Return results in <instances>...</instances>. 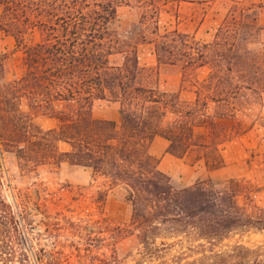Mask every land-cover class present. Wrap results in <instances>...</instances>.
<instances>
[{
	"label": "trees",
	"instance_id": "16d2710c",
	"mask_svg": "<svg viewBox=\"0 0 264 264\" xmlns=\"http://www.w3.org/2000/svg\"><path fill=\"white\" fill-rule=\"evenodd\" d=\"M124 1L0 0L5 20L11 24L7 31L20 36L24 30L37 27L45 37L27 50L29 74L17 84L3 81L0 60V163L5 164L8 153L21 162L28 160L27 144L38 153L91 167L112 185H126L133 203L132 223L141 243L136 264H264V243L222 245L237 233L263 231L264 209L256 214L245 211L233 191L214 185L198 182L177 187L171 176L158 168L159 159L150 152L157 135L167 137L171 141L168 151L178 156L199 143L190 119L163 125L161 109L171 102L175 105V101L156 88L139 84L137 48L132 64L111 63L112 54L122 52L112 48L119 41L111 23ZM229 31L224 24L215 40L205 43L178 29L168 30L156 47L159 61L181 62L184 67L208 64L216 59ZM218 79L213 73L209 87L234 96L235 86L222 87ZM19 88L35 103L43 104L40 99L49 102L53 96L75 103L57 113V127L45 129L20 109ZM197 93L200 101L203 89L199 87ZM109 95L123 103L120 122L93 116L94 98ZM216 97L226 100V95ZM137 99L143 100L138 109L128 108ZM192 112L186 110L187 116ZM226 127L215 132V136H222V142L233 132L231 126ZM60 141L68 142L70 148L61 150ZM16 216L0 188V264H48L43 246L38 248L35 263L29 248L19 254L16 246L7 245L8 238H24L32 247L37 244L17 229ZM54 261L51 264H64L58 257Z\"/></svg>",
	"mask_w": 264,
	"mask_h": 264
},
{
	"label": "rangeland",
	"instance_id": "374dc122",
	"mask_svg": "<svg viewBox=\"0 0 264 264\" xmlns=\"http://www.w3.org/2000/svg\"><path fill=\"white\" fill-rule=\"evenodd\" d=\"M191 1L193 3L125 0L121 3L111 30L119 41L112 48L122 52L112 54L111 63L132 64L136 48L139 56L140 47L150 42L158 57L156 47L163 40L161 35L173 30L170 20L161 24L159 14L168 10L173 14L172 20L178 19L181 5L182 20L187 28L198 27L210 15L205 36L197 38L192 32L180 30L200 42L211 43L222 25L230 27L217 49L215 60L199 67L177 63L183 73L179 87L166 84L174 72L161 75L158 68L145 67L141 63L137 81L173 99L175 105L171 102L161 109L164 111L163 125L173 126L176 121L188 118L194 126V139L199 143L191 146L183 156L167 148L171 156L164 166L161 165L162 155L153 153L150 145V152L159 159L158 168L170 175L177 187L202 182L233 191L245 211L256 214L264 209V0ZM221 12H224V19L215 26L216 13ZM191 16L192 24L186 20ZM10 25L0 4L3 81L17 84L29 74L27 50L45 37L40 28L26 29L27 26L17 36L5 29ZM215 72L222 87L235 86L234 96H229V92L220 94L215 87H209L210 77ZM199 87L203 93L202 99L197 101ZM19 90L20 109L45 129L57 127L60 123L57 113L75 103L53 96L49 102L40 99L43 104H39L41 102L35 103L23 88ZM218 95H226V100H217ZM140 101L143 102L137 99L128 108L137 110ZM122 107L123 103L111 95L96 97L92 113L98 119L120 122ZM188 109L193 111L189 116ZM226 126H231L233 132L222 142V136H215V132ZM158 136L166 138L170 145L167 137ZM59 147L68 150L70 145L60 141ZM161 147L158 142L156 149ZM26 150L28 160L21 162L18 156L8 153L5 164L0 163V188L16 211L17 229L37 244L32 247L24 238H8L9 241L5 239L7 245L16 246L19 254L22 249L29 248L35 263L38 248L43 246L48 264L57 257L64 264H136L135 255L141 243L132 223L133 203L128 187L112 185L109 178L95 174L91 167L38 153L27 144ZM236 242L251 246L263 244L264 230L237 233L225 239L222 245L227 247Z\"/></svg>",
	"mask_w": 264,
	"mask_h": 264
},
{
	"label": "crops",
	"instance_id": "0c3cea01",
	"mask_svg": "<svg viewBox=\"0 0 264 264\" xmlns=\"http://www.w3.org/2000/svg\"><path fill=\"white\" fill-rule=\"evenodd\" d=\"M182 2L193 3V1H191V0H182ZM179 12H180L179 18L172 20L173 14L170 11H168V10H166L165 12L162 11L159 14L161 24H163L164 22L168 23V20H170L169 24H173L172 29L178 28L179 30H184V31H187L190 33L192 32L197 38H200V37H203L206 35V34H204V30H206L208 27L207 23L209 22L208 19H209L210 15H207V17L201 22V24L198 27L187 28L185 22H183V20H182V18H183L182 5L179 8ZM216 16H217V18L215 21V26L220 24L223 21L224 12L223 13L222 12L216 13ZM192 18L193 17L191 16L189 19H186V20H190L191 24H192L193 23ZM151 46H152V43L150 42V43L140 47V49H139L140 63L145 67L158 68L161 75L164 73H167L169 71L174 72L173 77L167 78L168 82H166V84L167 85H173V87H179L182 83V80H183V78H182L183 73H182L181 67L177 64H174V63L161 64L159 62L157 55L153 52V48ZM158 142L161 143L162 147H161V149L157 150L156 148H157ZM168 145H169V141L162 136L156 137L155 140L153 141V143L151 144V151L155 154L162 155L161 165H163V166H164L167 158L169 156H171L167 153Z\"/></svg>",
	"mask_w": 264,
	"mask_h": 264
}]
</instances>
